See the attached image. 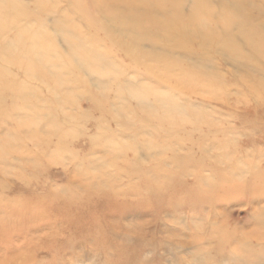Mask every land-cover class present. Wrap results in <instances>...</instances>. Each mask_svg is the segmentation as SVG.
Returning <instances> with one entry per match:
<instances>
[{
    "label": "rangeland",
    "instance_id": "obj_1",
    "mask_svg": "<svg viewBox=\"0 0 264 264\" xmlns=\"http://www.w3.org/2000/svg\"><path fill=\"white\" fill-rule=\"evenodd\" d=\"M5 1L24 5L15 11L23 17L13 12L15 14L10 13L8 18L13 20L12 23L9 20L12 27L27 33L30 45L35 43L38 31L41 34L43 30V35L47 32L46 37L52 35L48 38L52 40L51 47L43 53L45 58L54 55L55 49L67 52L72 43L77 46L84 39L77 25L90 37L88 43L93 42L98 33L117 53L101 59L99 69L95 66L94 71L80 66L63 67L61 74L56 71L64 66L61 62L54 60L57 65L54 68L45 60L41 62L57 77L53 74L54 81L41 86L43 95L37 97L41 102L39 106L46 107L45 101H64L65 110L70 108L76 113L79 131L87 135L77 139L74 147L83 151L91 147L90 143H85L88 137L103 135L105 127L115 128L124 118L131 117L136 108L147 103L144 97L149 92L180 95L190 86L187 83L190 72L201 78L199 83L226 90L233 100L247 97L250 87L258 85L261 76L259 56H254L255 64L242 58L241 52L247 49L239 39L240 51L215 44L181 48L156 42L138 43L148 33L138 15L141 9L136 0ZM221 2L235 14L240 9L236 14L237 24L246 34L245 39H250L254 31L257 41H253L258 42L255 26L264 18V0ZM25 7L32 8H29L31 15ZM1 11L4 17V10ZM34 29L38 30L33 35ZM124 44L135 55L124 56L119 51ZM32 52L37 59L36 51ZM121 61L129 65L123 74L119 72ZM109 67L111 71L115 69V77ZM12 72L17 73V70L12 69ZM133 81L146 88L127 94L124 89ZM52 82L56 85H50ZM210 102L235 114L233 135L248 137L244 146L253 151L248 157H242L239 165L228 169L209 165L195 176L181 173L175 176L177 178L171 177L170 186L165 183L160 190L148 187L145 182L143 186L147 190L137 194L135 199L124 194H101L50 200L9 178L11 187L3 194L5 197L0 195V264H87L88 261L93 264H264V163H259V149L264 147V105L241 102L237 110L215 99ZM122 109L125 112L121 113ZM14 115L26 116L24 112ZM2 120L0 115V122ZM133 171L120 172L118 178L124 179ZM49 176L57 179L63 173L51 169ZM137 178L132 176V179ZM105 182L100 180L101 184ZM179 191L186 192L185 196Z\"/></svg>",
    "mask_w": 264,
    "mask_h": 264
},
{
    "label": "clouds",
    "instance_id": "obj_2",
    "mask_svg": "<svg viewBox=\"0 0 264 264\" xmlns=\"http://www.w3.org/2000/svg\"><path fill=\"white\" fill-rule=\"evenodd\" d=\"M0 3L4 9V19L0 22V115L3 117L0 195L7 193L12 178L33 194L50 200L101 194H124L135 199L147 190L143 186L145 182L160 190L171 177L181 173L195 176L209 165L220 168L239 165L242 157L252 153V148L244 146L248 137L232 134L236 128L235 114L217 108L210 101L215 99L237 110L241 102L264 105V18L255 26L259 36L255 42L245 39L236 14L221 0H136L141 9L138 15L148 33L138 43L156 42L181 48L215 44L240 51L237 40H242L247 49L241 52L242 58L253 64L254 56L260 58L258 85L250 87L247 97L233 100L226 90L199 83L201 78L190 72L187 78L190 86L180 95L149 92L144 97L147 103L136 108L131 117L124 118L115 128L105 127L103 135L88 137L85 143L91 147L83 151L74 147L77 139L87 135L79 131L76 113L70 108L65 110L64 101H45L46 107L39 106L37 97L43 95L40 88L54 81V76L34 57L25 38L27 33L9 22V14L19 6L4 0ZM76 27L84 37L79 41L82 46L71 47L67 52L54 50L52 59L61 62L64 68L80 66L94 71L101 59L109 54L117 55L98 33L88 43L90 37L85 30ZM119 51L126 57L134 55L127 45ZM128 66L121 61L119 72L123 74ZM144 87L133 81L125 91L135 92ZM16 112H24L25 118H17ZM259 151V163H264V147ZM51 169L60 170L63 176L52 179ZM129 169L135 171L124 179L118 178V173ZM102 179L106 181L103 184Z\"/></svg>",
    "mask_w": 264,
    "mask_h": 264
},
{
    "label": "bare ground",
    "instance_id": "obj_3",
    "mask_svg": "<svg viewBox=\"0 0 264 264\" xmlns=\"http://www.w3.org/2000/svg\"><path fill=\"white\" fill-rule=\"evenodd\" d=\"M5 2H6V1H5ZM10 2H11V1H10ZM21 6H22V5H19L18 8L20 9ZM22 7L24 8V5H23ZM1 8L3 9V6H2V5H1ZM25 8H26V7H25ZM29 8H31V7H29ZM29 8H26V10H27V9L29 10ZM2 9H1V10H2ZM16 9H17V8H16ZM235 9H236V8H235ZM1 10H0V11H1ZM3 10H4V9H3ZM24 10H25V9H24ZM28 10H27V11H28ZM31 10H32V8H31ZM35 10H36V9H35ZM35 10H33V11H35ZM239 10H240V9H239ZM239 10H238V11H239ZM15 11H16V10H15ZM18 11H19V10H17L16 12H18ZM29 11H30V10H29ZM29 11H28V14H29ZM33 11H32V12H33ZM36 11H37V10H36ZM36 11H35V12H36ZM132 11H133V10H132ZM233 11H234V10H233ZM233 11H232V12H233ZM238 11H237L236 14H238ZM16 12H15V13H16ZM15 13H13V14H15ZM19 13H20V12H19ZM23 13H25V12H23ZM133 13H135V12H133ZM28 14H27V15H28ZM33 14H34V12H33ZM16 15H18L19 17H23V16H21V15H23V14H20V15H19V14L16 13ZM27 15H26V16H27ZM29 15H31V11H30V14H29ZM29 15H28V16H29ZM1 16H3V15H2V11L0 12V22H3L4 17H1ZM26 16H25V17H26ZM239 16H240V15H239ZM133 17L135 18L134 15H133ZM133 17H132V19H134ZM10 19H11V18H9V20H10ZM37 19H39V18H37ZM11 21H13V20L11 19L10 22H11ZM137 21H138V20H137ZM137 21H136V23H137ZM11 23H12V22H11ZM65 24H66V23H65ZM139 24H140V21H139ZM136 25H137V24H136ZM141 25H142V24H141ZM63 26H64V25H63ZM67 26H69V25H67ZM63 28H64V27H63ZM63 28H62V29H63ZM66 28H67V27H66ZM66 28H64V29H66ZM109 29H110V28H109ZM140 29H141V28H140ZM35 30H38V29H34V30H33V32H32L33 35H34V32H36ZM40 30H41V29H40ZM107 30H108V29H107ZM142 30H143V28H142ZM28 31H29V30H28ZM28 31H27V32H28ZM41 31H42V33H43V30H41ZM67 31H68V30H67ZM70 31H72V30H70ZM70 31H69L68 33H70ZM143 31H144V30H143ZM25 32H26V31H25ZM38 32H39V34H40V31H38ZM38 32H37V35L35 36V39H36V40H34L35 43H34L33 45H31V47L34 46V49H32V50H33V51H36L37 60H38L40 63H41L42 61L45 60L46 63L49 64V67L54 68V66H57V65L55 64L54 59H51V56L53 55V54L51 53L52 51L50 52V53L52 54L50 57L47 56V58H45L46 55L43 54V53L46 52L47 49H50V47H51V41H52V40H49L48 38H50V36H52V35H50L49 37H48V35H47V37H46V33H47V32L45 33V31H44V33H45L44 35H43L42 33H41L42 35H41V34L38 35ZM107 32L112 33V32L109 31V30H108ZM144 32H145V31H144ZM144 32H143V34H144ZM71 34H72V33H70V35H71ZM108 34H109V33H108ZM143 34H142V36H143ZM27 36H28V35H27ZM30 36H31V35H30ZM113 36H114V35H113ZM31 37H32V39H33V36H31ZM74 37H75V36H74ZM115 37H116V36H115ZM117 37H118V36H117ZM251 37H252V38H251ZM256 37H257V36H256V33H255L254 31L251 32L250 35H249V38H250L251 40H256V39H257ZM105 38H106V37H105ZM26 39H27V37H26ZM50 39H51V38H50ZM69 39L71 40V38H69ZM116 39H117V38H116ZM104 40H105V39H104ZM117 40H118V39H117ZM34 41H33V42H34ZM53 41H55V40H54V37H53ZM105 41H106V40H105ZM108 41H109V40H108ZM122 41H123V40H122ZM256 41H257V40H256ZM110 42H111V41H110ZM71 43H72V42H71ZM75 43H76V42H75ZM121 43H122V42H121ZM123 43H124V41H123ZM123 43H122V44H123ZM52 44H54V42H53ZM73 44H74V43H72L70 47H74L75 45L72 46ZM77 44H78V45H77ZM77 44H76V45L79 46V43H77ZM110 44H111V43H110ZM113 44H114V43H113ZM117 44H118V42L116 43V45H117ZM68 45H69V44H68ZM114 45H115V44H114ZM124 45H126V44H124ZM128 45L130 46V44H128ZM122 46H123V45H122ZM132 46H133V45H132ZM54 47H56V46L54 45ZM54 47H52V48H54ZM131 48H132V47H130V49H131ZM54 49H55V48H54ZM133 49H135V48L133 47ZM131 50H132V49H131ZM66 51H67V50H66ZM133 51H134V50H133ZM136 51H138V50L135 49V52H136ZM48 52H49V51H48ZM53 53H54V52H53ZM133 53H134V52H133ZM34 54H35V53H34ZM34 54H33V55H34ZM42 54H43L44 56H42ZM47 54H48V53H47ZM54 55H55V54H54ZM54 55H53V56H54ZM134 55H135V54H134ZM53 56H52V57H53ZM35 58H36V57H35ZM102 60H104V59H102ZM102 60H101V61H102ZM56 63H57V61H56ZM100 63H101V62H100ZM103 63H105V62L103 61ZM107 63H108V62H107ZM43 64H45V63H43ZM57 64H59V63H57ZM60 64H62V63H60ZM105 64H106V63H105ZM105 66L107 67L108 64L104 65V67H105ZM109 66L112 67L111 65H109ZM45 67H46V65H45ZM47 67H48V66H47ZM47 67H46V68H47ZM60 67H61V65H60ZM63 67H64V66H62V68H63ZM78 67H79V66H78ZM96 67H97V65H96ZM98 67H99V66H98ZM98 67H97V68H98ZM106 67H105V68H106ZM110 67H109V70L111 71ZM58 68H59V67H58ZM58 68L56 69V71L58 70ZM107 68H108V67H107ZM47 69L50 71L49 68H47ZM98 69H99V68H98ZM102 69H104V68H102ZM104 70H105V69H104ZM113 70H114V72H116L115 69H113ZM113 70L111 71L112 73H113ZM13 71H14V70H13ZM51 71H52V70H51ZM52 72H53V71H52ZM96 72H97V71H96ZM105 72H106V71H103V72H102L103 75H106V74H104ZM117 72H118V71H117ZM13 73H14V72H13ZM60 73H61V71H60ZM102 73H101V74H102ZM108 73H109V71H108ZM112 73H111V74H112ZM14 74H15V73H14ZM53 74H54V73H53ZM53 74H52V75H53ZM61 74H63V73H61ZM101 74H100V75H101ZM111 74H110V77H111ZM180 74H181V73H180ZM54 75H55V74H54ZM112 75L115 77V74H114V73H113ZM119 75H120V74H119ZM208 75H210V74H208ZM55 77H57V74L55 75ZM58 77L60 78L61 76L59 75ZM61 78H62V77H61ZM63 78H64V77H63ZM63 78H62V79H63ZM119 78H120V77H119ZM62 79H61V80H62ZM65 79H66V78H65ZM117 79H118V78H117ZM63 80H64V79H63ZM118 80H119V79H118ZM118 80H116V82H117ZM65 81H67V79H66ZM120 81H122V80H120ZM179 82H180V81H179ZM47 84H48V83H47ZM52 84H53V86H55V85H56V82H55V83L52 82L50 85H52ZM115 84H116V83H115ZM115 84H114V85H115ZM118 84H119V82L117 83V85H118ZM49 87H50V86H49ZM101 87H102V85H101ZM106 87H107V85H106ZM106 87H104V89H105ZM120 87H121V86H120ZM110 88H111V87H110ZM145 88H146V87H145ZM122 89H123V88H122ZM125 89H126V88H125ZM125 89H124V90H125ZM143 93H145V92H143ZM115 94H116V93H115ZM121 94H122V93H120L119 95H121ZM127 94H128V92H127ZM130 94H131V93H130ZM121 96L123 97V95H121ZM68 97H70V96H68ZM68 97H65V98H68ZM65 98H64V100H65ZM139 98H140V97H139ZM140 99H141V98H140ZM144 102H145V101H144ZM69 103H70V102H69ZM97 106H98V105H97ZM139 106H140V105H139ZM122 107H123V106H122ZM123 109H125V108H123ZM123 109H122L121 113L124 111ZM118 110H119V109H118ZM119 111H120V110H119ZM98 112H99V111H98ZM124 112H125V111H124ZM114 114H115V115H118V114L115 113V111H114ZM124 117H125V116H124ZM206 131H207V130H206ZM234 165H235V164H234ZM232 167H235V166H232ZM232 167H230V169H232ZM227 169H228V168H227ZM177 177H179V176H177ZM177 177L174 176V178H177ZM172 178H173V177H172ZM172 178H171V179H172ZM174 178H173V179H174ZM171 179H170V180H171ZM171 181H172V180H171ZM171 181H170V182H171ZM173 181H174V180H173ZM11 183H12V182H11ZM173 183H174V185H173ZM168 184H169V186H170V183H168ZM168 184H167V185H168ZM175 184H176V180H175V182H172V185H173V186H175ZM178 184H179V183H178ZM186 185H187V184H186ZM145 186H146V185H145ZM184 186H185V185H184ZM148 187H149V186H148ZM163 187H165V186H163ZM185 187H186V186H185ZM185 187H184V188H185ZM150 188H151V187H150ZM186 188H189V186H187ZM186 188H185V190H186ZM191 188H192V187H191ZM146 189H147V188H146ZM152 189H153V188H152ZM181 190H182V189H181ZM188 190H189V189H188ZM145 193H147V192H145ZM150 193H151V192H150ZM179 193H180V191H179ZM183 193H186V192L183 191ZM183 193H180V194H183ZM147 194L149 195V193H147ZM180 194H179L178 196H180ZM183 195H184V194H183ZM183 195H182V196H183ZM3 196H4V195H3ZM6 196H7V195H6ZM184 196H185V195H184ZM186 196H187V195H186ZM4 197H5V196H4ZM7 197H8V196H7ZM9 197H10V196H9ZM19 197H20V196H19ZM179 198H181V197H179ZM179 198H177V199H179ZM6 199H7V198H6ZM9 199H10V198H9ZM177 199H176V201H177ZM181 199H182V198H181ZM17 200H18V198H17ZM19 200H20V198H19ZM179 200H180V199H179ZM10 201H11V199H10ZM10 201H9V202H10ZM20 201H22V200H20ZM25 201H26V200H25ZM27 201H28V200H27ZM11 202H12V201H11ZM39 203H40V202H39ZM2 204H3V203H2ZM2 207H3V206H2ZM0 208H1V206H0ZM125 262H126V261H125ZM14 263H15V261H14ZM18 264H19V263H18Z\"/></svg>",
    "mask_w": 264,
    "mask_h": 264
}]
</instances>
